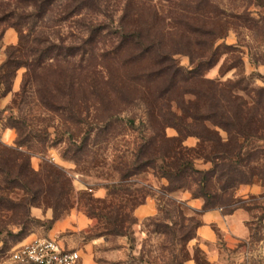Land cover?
<instances>
[{
	"label": "rangeland",
	"instance_id": "1",
	"mask_svg": "<svg viewBox=\"0 0 264 264\" xmlns=\"http://www.w3.org/2000/svg\"><path fill=\"white\" fill-rule=\"evenodd\" d=\"M126 1L105 0L102 12L85 13L67 21L64 20L65 1L59 2L45 20L25 26L24 34L30 36L31 42L35 36L33 34L42 32L44 38L51 39L57 45H80L86 37L87 25L105 23L117 27ZM217 2L226 7L236 5L235 13L244 14L243 19H235L236 25L214 41L216 64L192 83L181 84L174 92L168 91L164 102L156 103V98L161 96L160 91L165 89L166 83L160 80L145 81L142 76L146 71L151 72L148 65L132 66L114 60L102 65L101 58L105 53L110 55V59H114L111 56L116 54H119L120 60L126 59L123 51L116 53L120 36L115 30V34L103 36L96 45L93 60L92 54L84 58L85 61L82 60L83 56L67 62L59 58L42 77L41 82L53 86L68 73L74 76L68 88L72 98L67 106L68 111L55 112L43 106L34 86H30L24 97H18L27 73L26 67L17 72L10 86L11 92L0 83V151L1 147H5L28 154L30 168L42 183L40 194L34 196L14 189L5 182L7 176L0 175L1 205L4 204L6 209L0 211V264H13L9 258L12 248L34 237L57 239L66 248L79 250L83 257L82 264H198L195 250L202 253V263L264 264V183L255 182L237 190L236 197L251 210H237L238 216L232 225L227 223L229 216H225L221 209L212 210L220 211L225 219L221 224L207 225L215 237L208 241L198 233L203 226L202 199H193L188 191L167 194L164 191L168 186L167 180L153 169L126 180L121 178L122 173L136 171L135 156L150 126L146 121L149 111L158 113L163 104L171 102L173 110L181 116L182 107L189 108L196 101L195 93L206 90V81L223 86L245 79L238 94L250 103L251 97H254L253 89L264 87V7L257 5L256 0ZM187 3L188 0L141 1L137 8L146 22L154 11L161 16L164 24L152 23L163 32L151 33L152 38L156 37L163 42L166 50L175 53L174 59L179 68L191 71L196 68V57L198 59L203 51L195 42L197 38L188 32L187 22L195 24L197 21L193 17L186 18L185 14L188 13L184 9ZM14 11L17 15H28L34 11V7L30 0H0V15ZM178 17L182 19V25L177 22ZM139 18L132 16L130 20ZM20 43L17 28L0 25V69L7 60L8 50L19 48ZM224 46L231 47V50ZM188 47L192 50H188ZM101 71L110 82L106 89L99 86ZM124 96L126 101L121 104ZM176 97L179 104L172 101ZM100 99H103V104H100ZM107 106L119 112L120 119L134 120V128L117 125L118 135L115 137L92 139L85 154L76 162L75 155L82 146L85 132L97 125L104 126L101 117L109 114ZM11 119L25 123L27 141L24 146L18 144L19 135ZM166 134L168 137L178 135L174 128H168ZM222 136L227 139L228 135L222 132ZM198 145L196 138H189L185 142L188 148H197ZM253 145L264 146L257 142L251 144L248 150ZM194 164L200 170L211 168L210 163L197 156ZM120 185L133 195L127 203L123 202L126 213H132L138 221L130 231L131 238L108 235L106 220L91 219L86 214L87 209L107 213L109 210L102 202L108 199L114 186ZM171 197L181 205L185 216L194 217L202 224L197 229V237L188 243L184 252L185 245L171 244L167 237L159 235L155 227L147 222L158 215L165 217L166 211H171L166 204ZM143 199H146L145 205L150 204L155 208L152 215L138 216L136 210L139 207L133 210V205ZM32 201L36 204L32 205ZM14 204L24 205L14 209ZM115 204L119 202L115 201ZM160 205H166V211ZM171 215L173 217V212ZM168 223L171 224V221Z\"/></svg>",
	"mask_w": 264,
	"mask_h": 264
},
{
	"label": "trees",
	"instance_id": "2",
	"mask_svg": "<svg viewBox=\"0 0 264 264\" xmlns=\"http://www.w3.org/2000/svg\"><path fill=\"white\" fill-rule=\"evenodd\" d=\"M34 11L28 15H17L16 12H8L0 15V25L13 26L17 28L21 36L19 48L12 47L7 52V60L0 69V83L8 92H11L13 80L20 68L26 67L27 73L22 83V90L18 97H24L30 90V86L36 87V93L41 104L46 108L59 112L68 111L71 104V93L69 86L74 76L67 74L63 79L56 81L53 86L43 83L42 77L48 67L57 59L62 58L64 62L73 58L89 57L93 60V52L96 45L100 43L103 36L113 35L115 30L119 36V46L116 53L124 52L126 59L120 60L119 54L110 55L105 53L101 60L102 65L112 60L123 61L126 65L143 66L148 65L151 69L142 75L147 80H160L166 83L161 96L156 98V103L164 102L168 91H176L181 84H190L202 77L206 69H211L216 63L217 52L214 48V41L226 34L231 26L236 25V20L243 19L244 14L235 13L236 5L226 7L217 0H188L184 11L188 14L186 18L193 17L197 22L189 24L188 32L196 37L197 46L203 51L196 57L198 60L196 68L191 71H184L176 65L174 55L169 49L163 46L159 39L152 38L151 33H162V29H156L158 24H164L156 11L146 22L142 20L143 14L137 8L141 1L153 2L155 0H127L123 8V14L119 19L118 26L105 23H96L86 26V37L80 45H57L54 41L44 38L42 32H36L32 42L30 36H25V26L31 22L43 21L52 12L53 7L65 1L64 20H71L82 16L85 13H100L105 0H30ZM140 1V2H138ZM170 1V0H165ZM184 2V0H179ZM233 4V3H232ZM256 4L264 7V0H256ZM238 7V6H237ZM239 8V7H238ZM156 14V15H155ZM132 16L140 17L136 21L130 20ZM177 22L182 25L183 21L178 17ZM120 29V31H118ZM32 30V27L29 29ZM114 32V33H113ZM228 50L231 47L224 46ZM188 50H192L188 47ZM17 53H21L18 54ZM109 58V59H108ZM30 60V61H29ZM52 61V62H51ZM113 61V62H114ZM121 64V63H120ZM101 68L105 69V67ZM144 72V70H143ZM101 85L105 89L110 82H107L104 72L99 73ZM78 78V77H77ZM139 80V78H137ZM245 79L234 81L227 85H219L214 81H206V90L202 93L196 92V101L191 103L189 108L182 107V115L178 116L173 110L171 102L162 105V109L155 113L149 111L146 115L147 123H150L146 130L142 145L135 156L136 171L122 173V180L133 175L153 169L157 175L168 182L165 192L169 195L180 191H188L193 199H202L204 206L202 213L215 209H221L225 216L233 215L239 209L251 210L247 205L241 204L242 200L236 197L237 190L242 186H251L255 182L264 183V146L253 145V143L264 144V87L253 89L254 97L250 103L238 92L242 89ZM168 97V96H167ZM103 104V99H100ZM126 101V96L121 104ZM172 101L179 104V98ZM109 114L101 117L103 127L93 128L87 132L82 139V146L75 155L76 162L85 154L92 139L113 138L117 125H129L134 128L135 121L120 119L119 112L109 107ZM13 121V126L19 135V146H24L27 141L25 123ZM22 122V123H21ZM174 128L177 130L176 137H168L166 130ZM222 132L227 133L224 139ZM189 138L199 140L197 148H188L185 142ZM0 151V175L7 176L11 187L28 194L39 195L42 183L34 176L30 168V156L22 151L1 147ZM203 159L211 164L206 170L197 169L194 164L195 157ZM124 186H114L109 193L108 199L102 203L109 210L107 213H96L87 209L86 214L98 221L106 220L109 227L108 235L114 237L131 238L130 231L138 223L133 214L126 213V205L123 202L131 200L133 195L123 189ZM143 199L133 205V210L145 205ZM118 201L119 204H115ZM0 211L6 210L1 205ZM107 203L110 205L106 206ZM36 202L32 201V205ZM171 211H166V205L160 207L166 211V216L151 217L147 222L151 223L159 235L167 237L171 244H183V252L187 250L190 241L197 237V229L201 222L194 217L184 215L181 205L171 197L166 203ZM14 209L18 205L14 204ZM31 205V206H32ZM249 206V205H248ZM8 210V209H7ZM161 212H164L160 209ZM173 212V217L171 215ZM171 221V224L168 222ZM186 253V252H185ZM202 253L195 250V259L198 264L202 263ZM204 260V259H203ZM182 264V263H181Z\"/></svg>",
	"mask_w": 264,
	"mask_h": 264
},
{
	"label": "built area",
	"instance_id": "3",
	"mask_svg": "<svg viewBox=\"0 0 264 264\" xmlns=\"http://www.w3.org/2000/svg\"><path fill=\"white\" fill-rule=\"evenodd\" d=\"M13 264H82L79 250L66 248L53 238H31L13 247L9 253Z\"/></svg>",
	"mask_w": 264,
	"mask_h": 264
},
{
	"label": "crops",
	"instance_id": "4",
	"mask_svg": "<svg viewBox=\"0 0 264 264\" xmlns=\"http://www.w3.org/2000/svg\"><path fill=\"white\" fill-rule=\"evenodd\" d=\"M150 204H146V205H143L141 207H139L137 210H136V215L138 216H144V215H152L154 212H155V208L152 207L151 205L149 206ZM238 216V212H236L235 214H233L232 216H229L227 217V223L229 225H232L233 224V220L235 219V217ZM224 216L222 215V213L220 211H209V212H205L203 213V216H202V223H203V226L201 228H199V235L201 236V238H203L204 240H208V241H211L213 240L215 237H214V233H212L207 225H210V224H221V222L224 221Z\"/></svg>",
	"mask_w": 264,
	"mask_h": 264
}]
</instances>
